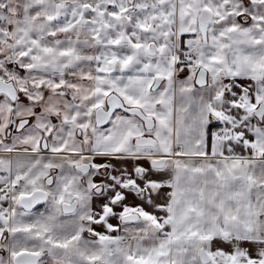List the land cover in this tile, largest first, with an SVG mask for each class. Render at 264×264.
Here are the masks:
<instances>
[{"label": "crops", "instance_id": "1", "mask_svg": "<svg viewBox=\"0 0 264 264\" xmlns=\"http://www.w3.org/2000/svg\"><path fill=\"white\" fill-rule=\"evenodd\" d=\"M202 8L211 16L204 30L198 20L196 30L191 20L181 28L177 13L169 46L132 36L98 42L92 96L113 112L79 157L87 172L67 165L66 181L84 186L89 199L81 219L88 229L56 231L68 264H264V114L254 115L264 103V28L247 26L243 11L220 25ZM180 52L197 60L182 62ZM199 69L203 87L194 81ZM142 136L149 145L135 143ZM12 170L15 181L26 170L35 176L23 161ZM12 194L0 196V264H10L1 237L17 234ZM202 250L208 262L198 258Z\"/></svg>", "mask_w": 264, "mask_h": 264}, {"label": "rangeland", "instance_id": "2", "mask_svg": "<svg viewBox=\"0 0 264 264\" xmlns=\"http://www.w3.org/2000/svg\"><path fill=\"white\" fill-rule=\"evenodd\" d=\"M133 1L129 6L128 0H0V69H3L4 76L15 75L24 99V107L17 111V115L23 113L31 120L15 139L24 153L16 159L15 170L22 161L34 169L36 183L22 186V192L31 193L34 188H43L49 194L40 209L34 211L21 210L11 198L13 217L10 225L17 231L10 237L9 254L12 256L22 249L48 255L38 264H43L45 259L53 264L66 262L63 245L58 246L55 239L58 227H67L63 233L88 229L81 221L89 206L86 188L75 181L69 184L66 179L71 173L67 165L81 161L78 156L88 149V145L92 146L98 128L91 108L95 105L92 96L94 75L91 72L95 67L96 46L100 42L126 43L132 36L148 45L163 40L169 46L177 13L181 14V28L184 20H191L196 30L202 7L212 11L217 24H225V20L231 18L232 22L236 15L244 12L252 17V23L247 26L259 24L264 28V0L259 5L245 4L243 0ZM137 32H140L139 38ZM64 51L68 55L63 54ZM42 57H47L44 60L46 66L40 61ZM85 58L87 62L79 64ZM2 59L23 66L21 78L11 70L6 72ZM42 68L55 74L47 72L43 79ZM66 69L71 73L68 76ZM66 77L68 88L72 89L68 99L62 92ZM5 106V100L0 99V138ZM42 135L49 138L46 139L50 154L40 152L37 145V138ZM55 152L73 157L51 156ZM3 161H9V157L0 155V171L8 172L9 165L4 166ZM54 167L58 169L53 173L54 182L47 184ZM24 177L23 185L30 178L28 170ZM72 194L80 195L78 207L72 213H64L61 206L71 199L68 195Z\"/></svg>", "mask_w": 264, "mask_h": 264}, {"label": "flooded vegetation", "instance_id": "3", "mask_svg": "<svg viewBox=\"0 0 264 264\" xmlns=\"http://www.w3.org/2000/svg\"><path fill=\"white\" fill-rule=\"evenodd\" d=\"M129 6H130V4H129ZM55 33L56 32L53 33L54 36H55ZM60 51L62 53V50H60ZM63 54L68 55V53L66 51H64ZM46 58L47 57H42V59H40V61H42L44 66H46V64L44 63V60ZM83 62H87L86 58H85V60L82 59L79 64H81ZM1 63L2 64L4 63L6 72L9 70L15 72L17 74V78L18 77L21 78L20 75L24 74V67L19 66L18 62H11V61H9V59H2ZM70 70H71L70 72L72 73L71 68H70ZM41 71H42V74L44 75L43 79L48 75V73L55 74L54 71H52V70L51 71H45L43 68ZM95 71L96 70H94V74H96ZM65 72H66V76L71 74L69 72V69H66ZM3 73H4L3 69H0V82H2L1 90L3 91V93H0V99L5 100V102H6L5 109L3 108L4 129H3V135L0 138V148H1L0 149V155H5V156L9 157V161H3V162H4V166L8 163L10 170L8 172H4V173H2V171H0V196H5L10 191H13L11 198L15 199V202H17V204L21 210L34 211L36 209H40L42 204L49 197V194H47V191H45V189H43V188H34V190L31 193L28 192V193L21 194V192L23 191L22 186L36 183V177L35 176L28 178L26 183H24V185L21 184L23 182L22 178H18V181H15L16 179L14 180L11 178V174L13 171V170H11V168L12 169L14 168V170H15L16 159L18 157H21L24 155L23 151H21L20 145H18V143L15 141V139L17 138V136L20 132H22L28 125H30L31 120H30V118L26 117L23 113H21L20 115H17V111L22 110L24 107V99L22 100L23 89L18 86V83H16L14 74L12 77H8V76H4ZM43 79L41 80V82H43ZM92 82H93V86H95V88H96L95 76L93 77ZM63 84H64L65 88L62 90V92L64 93L65 99L71 98L72 89L68 88L69 83L67 81V77H66V80H63ZM95 94L96 93L94 90L93 96ZM94 100H95V98H94ZM91 108H92V111H93L96 119H98V121H101L104 118V116H105L104 113H106L107 111L111 110L110 115L113 112L112 107L109 106L108 108L104 109V108H102V106L98 105L97 102H95V105H93ZM263 114H264V112H263ZM263 114H262V116H263ZM256 118H258V117H256ZM260 118H258V119H260ZM24 120H27V123L21 127L20 123L23 122ZM144 137L145 136L137 138L135 143L137 145L143 143V141L141 139ZM46 138L47 137L45 135L38 137L37 138V145L40 148V152L50 154L51 152L49 151V149L47 147L48 146V140L47 139H49V138H47V139ZM55 153L56 154H52V155L65 156L64 153H62V152H55ZM80 155L78 157H80ZM80 162H83V163L79 164ZM1 166H2V162H1ZM73 170H75L79 174L83 175L88 170L87 162L83 161V160L79 161L78 163H76V165H74ZM51 172L52 173L50 175H48V178L46 181L47 184H52L54 182L53 173L57 172V167L51 168ZM38 192L44 194V196H45L44 200L35 208L25 209L22 206L21 200L25 197L31 196L33 193H38ZM9 203L11 205V199H10ZM68 206H73L72 211H69V212L65 211V209L68 208ZM77 207H78V199L77 198H71L68 202L62 204L61 209H62V212H64V213H72L77 209ZM130 216H132V215H129L125 219H123V222H129V221H125V220ZM130 221H132V220H130ZM56 233H57L56 234L57 236H55V239H56L57 245L58 246L63 245L64 251L66 252L65 241L62 240L60 233H58V232H56ZM86 235L89 237H92V239H96V240L99 239V237L95 234L90 236V235H88V233H86ZM10 237H11L10 235L7 236L6 234H3V236L1 237L2 252L4 253V256H6V254L9 253L10 245H12V239L10 240ZM21 253H31V254L37 255L38 260H37L36 264H38V262L40 260L44 259V257L46 256V254H45V256H42L37 251L18 249L17 252L13 256L9 254L10 264H13L14 258ZM47 256H46V258H47ZM65 257H66V255H65ZM66 262L64 261L63 263H60V264H66ZM43 264H53V263L50 262L49 260L45 259L43 261ZM54 264H56V263L54 262ZM67 264H68V262H67ZM100 264H106V263H100Z\"/></svg>", "mask_w": 264, "mask_h": 264}, {"label": "water", "instance_id": "4", "mask_svg": "<svg viewBox=\"0 0 264 264\" xmlns=\"http://www.w3.org/2000/svg\"><path fill=\"white\" fill-rule=\"evenodd\" d=\"M129 4L132 5L133 0H128ZM210 13L207 10H202L200 15H199V26L200 29L203 31L205 28L206 23L210 20ZM161 81V78H156L154 81V84L152 86V89H156L159 85ZM195 84L198 87H203L206 85V71L204 69H199L196 76H195ZM1 84L2 82H0V93H3V91L1 90ZM117 107V106H115ZM114 107V108H115ZM128 113L134 114L139 116L140 118H142L145 122H147V119L142 115V113L139 110H135V109H130L127 110ZM264 112V103H262L255 111H254V115L258 118H260L262 116ZM111 113L110 111H107L104 116V118L101 121H98V119H96V124L98 126H102L103 124L106 123L107 119L109 118ZM27 123V120H24L23 122L20 123L21 127L24 126ZM143 141V143L139 144L142 146L145 145H149V141L151 140L148 137H144L141 139ZM45 196L43 193H33L31 196L25 197L23 198L21 201L22 206L25 209H32L35 208L36 206H38L43 200H44ZM26 203V204H25ZM73 206H68V208L65 209L66 212L72 211ZM134 216H130L128 217L125 221H130L133 220ZM199 258L201 259L202 262H208V257L206 256V254L204 253V251L202 250L201 252H199ZM38 260V256L35 254H31V253H21L19 255H17L14 260H13V264H36Z\"/></svg>", "mask_w": 264, "mask_h": 264}, {"label": "trees", "instance_id": "5", "mask_svg": "<svg viewBox=\"0 0 264 264\" xmlns=\"http://www.w3.org/2000/svg\"><path fill=\"white\" fill-rule=\"evenodd\" d=\"M220 127H221V125H220V123L218 121H216V122H210L208 124V126H207V143H208V146H209V143H210V141L212 139L213 133L216 130L220 129ZM88 235H91V234H88Z\"/></svg>", "mask_w": 264, "mask_h": 264}, {"label": "built area", "instance_id": "6", "mask_svg": "<svg viewBox=\"0 0 264 264\" xmlns=\"http://www.w3.org/2000/svg\"><path fill=\"white\" fill-rule=\"evenodd\" d=\"M180 59L182 62L189 63V62H195L197 60V57L193 53L181 52Z\"/></svg>", "mask_w": 264, "mask_h": 264}]
</instances>
